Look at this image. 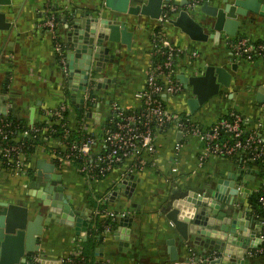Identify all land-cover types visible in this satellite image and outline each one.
Wrapping results in <instances>:
<instances>
[{
  "label": "crops",
  "instance_id": "1",
  "mask_svg": "<svg viewBox=\"0 0 264 264\" xmlns=\"http://www.w3.org/2000/svg\"><path fill=\"white\" fill-rule=\"evenodd\" d=\"M211 1L220 7L226 4L225 0ZM103 3L104 0H11V4L3 6L5 19L0 25L6 28L0 29V94L6 96V114L0 115L1 118H14L32 128L46 121L47 110L67 102V121L72 129L77 128L79 108L72 102L71 96L69 99L71 92L66 94V76L55 50L53 35L41 23L47 18L49 11L58 13L59 38L67 39L68 18L82 16L85 12L96 13L103 9ZM198 10L196 9L194 16L204 19L205 15ZM104 13L111 15V11L105 9ZM132 25L135 30L132 48L128 50L125 45H120L114 62L106 64L102 74L115 78L116 81L110 83L107 89L93 93L96 98L91 105L93 111L105 117L110 112L112 101L127 109L139 106L135 94L145 87L146 73L153 60V34L156 27H160L171 42L189 51H198L196 57L183 55L178 73L190 76L208 64H215L227 67L233 74L231 86L222 87L220 95L209 100L193 114L192 119L207 128L229 110H236L244 116L247 128L255 127L260 121V133L264 138V104L256 97L257 87L264 79V58L250 61L236 57L231 53L229 45V42L241 36L250 37L254 44L264 41V17L258 16L254 22L248 23L245 32L235 37L222 35L218 43L213 39L207 42L193 41L172 24L162 26L159 21H152L147 17H142L141 22ZM234 63L238 64L237 71L232 69ZM76 94L80 96V92ZM188 96L189 92L183 91L164 99L172 111L190 113L186 102ZM178 133L176 128L170 127L157 136L160 161L156 168L147 169L138 176L140 181L132 195L121 192L113 194L119 190L118 185L114 184L118 179L117 171L99 180L88 181L68 164L56 166L54 174H62L66 193L72 196L75 208H85L93 213L97 208L106 209L114 215V221L124 213L133 217L128 244H120L122 240L115 238V227L104 230L102 239L94 249L95 263L172 264L167 241L175 238L181 257L184 255V247L179 234L166 217L171 201L188 190L206 194L214 180L226 177L244 166L256 167L251 163L237 165L232 160L221 157L210 158L199 167L200 142L195 137H189L182 140L183 146L176 150ZM23 158L27 164L25 174L8 170L3 167L0 159V201L18 206L37 205L42 201L38 193H43L40 182L33 181L37 161L46 159L47 162L54 163L53 157L48 145L40 143L32 155L24 154ZM173 167L178 168L176 173L172 172ZM254 176L255 179L247 185L251 193L241 199L242 204L248 207L241 217L242 225L244 227L249 219L247 227L251 230L258 226V221L254 216L255 206L250 197L262 185V178L257 173ZM107 193H111L109 200L99 203ZM96 219L98 227L103 226L102 216L98 215ZM79 241H84V238L77 236L74 228L59 223L46 224L39 240L38 256L65 262L78 249ZM245 264H264V259L248 257Z\"/></svg>",
  "mask_w": 264,
  "mask_h": 264
},
{
  "label": "water",
  "instance_id": "2",
  "mask_svg": "<svg viewBox=\"0 0 264 264\" xmlns=\"http://www.w3.org/2000/svg\"><path fill=\"white\" fill-rule=\"evenodd\" d=\"M172 2L177 0H104L102 10L68 18L67 39L61 38L67 71L62 69L65 79L75 91L70 94L71 100L80 112L83 111L84 99L76 92L86 88L89 75L92 73L99 78L96 90L107 89L110 83L115 82V78L102 72L107 63L114 62L120 45L131 50L135 35L132 24L141 22L142 17L158 20ZM190 2L181 0L182 8L173 15L170 24L196 42L213 39L218 43L222 35L235 37L245 32L248 23L254 22L258 16L264 17V0H225L226 4L222 7L214 5L211 0H204L189 8ZM9 4L11 0H0V22L5 19L3 6ZM104 9L111 11V15H105ZM196 9L205 15L204 19L194 16ZM1 28L6 26L0 25ZM237 67L236 63L232 65L234 71H237ZM177 78L183 83L184 91L189 92L186 102L193 115L211 98L220 95L222 87L231 86L233 74L225 66L208 64L190 76L178 73ZM256 97L264 104V79L257 87ZM5 99L6 96L0 94V115L4 116ZM87 115L99 123V112L90 111ZM181 136L179 132L177 141ZM36 167L33 181L38 180L42 186L43 193H38L41 202L18 206L0 201V264H67L38 256L39 240L46 224L59 223L72 227L84 241L94 229H98L99 223L95 222L98 215L85 208L74 207L72 196L66 193L62 174H54L56 165L46 159H38ZM254 172L253 168L246 171L240 168L214 180L206 194L188 190L171 201L166 217L173 224L184 247L181 257L175 238L167 241L172 264L246 263V253L258 245L260 231L259 223L251 230L247 227L250 221L247 217L244 227L241 221L244 211L248 210L241 199L251 193L247 185L255 179ZM138 181V176L132 177L131 181L118 185V192L113 194L121 192L132 195ZM113 222L115 238L122 240L120 244H128L133 217L124 213Z\"/></svg>",
  "mask_w": 264,
  "mask_h": 264
},
{
  "label": "built area",
  "instance_id": "3",
  "mask_svg": "<svg viewBox=\"0 0 264 264\" xmlns=\"http://www.w3.org/2000/svg\"><path fill=\"white\" fill-rule=\"evenodd\" d=\"M188 7H193L202 0H190ZM180 2H172L167 5L162 16L157 20L164 26L170 23L174 14L181 10ZM59 21L53 11H49L41 26L49 29L55 42V50L59 55L61 67L67 71V63L64 55L63 42L58 33ZM160 31L154 32L153 56L155 59L150 64L145 81V87L135 95L139 100V106L135 109H127L116 101L110 103V112L100 118L99 123L94 118L88 117L87 113L93 111L91 103L96 99L99 83L98 76L90 74L86 88L79 90L84 99L83 114L78 119L76 129H72L67 121L66 114L68 103L63 102L58 107L46 111L47 126L40 128L32 127L31 130L41 131L43 141L48 145L54 164L57 167L68 164L79 171L88 181H95L117 171L118 179L115 185L131 181L132 177L139 176L147 169L156 168L160 155L158 152L157 136L174 127L182 133L181 141L176 143V150L183 146L184 139L195 137L201 146L198 153V165L202 167L210 158H233L238 157L242 163L254 164L264 161V138L260 133L262 123L259 121L255 127L247 128L242 113L229 110L211 126L205 128L198 125L190 113L172 111L167 106L165 99L174 97L184 90L183 83L177 78L180 59L189 54L192 57L198 55V51H189L183 46L170 41ZM232 54L246 60L264 58V41L252 43L250 37L243 36L229 42ZM66 90L71 93V84L65 79ZM93 119V122H90ZM58 126V127H57ZM12 123L0 117V158L10 166L12 171L25 174L27 167L23 143L11 144L13 134ZM74 132V133H73ZM25 130L21 135H27ZM253 168L259 173L257 167L244 166L245 171ZM177 167L172 168L176 173ZM243 186V184L241 185ZM255 209L260 231L258 233V245L249 249L248 257L259 254L264 255V177L260 187ZM111 193L101 197L99 203L109 200ZM94 214L101 215L104 230H110L111 226L105 221L114 215L106 209L97 208ZM107 219V220H106ZM81 254V245L65 261L67 264H83L76 261L75 256ZM74 256V258H73Z\"/></svg>",
  "mask_w": 264,
  "mask_h": 264
},
{
  "label": "trees",
  "instance_id": "4",
  "mask_svg": "<svg viewBox=\"0 0 264 264\" xmlns=\"http://www.w3.org/2000/svg\"><path fill=\"white\" fill-rule=\"evenodd\" d=\"M55 14H56V17L59 21V14L58 13H55ZM155 30L157 32V31H160L161 28L156 27ZM241 37H243V36H241ZM153 59H155V56H153ZM66 94L67 95L70 94V91L68 89L66 90ZM69 99H70V95H69ZM91 105H92V103H91ZM183 113H185V112H183ZM82 114H83V112L79 111V117ZM224 115H226V113L223 114L222 116H224ZM191 117H192V115H191ZM6 120L12 123V130L14 131L13 134L11 135V139H10L11 144H17L18 142L23 143L21 150L26 156L32 155L35 152L37 145L40 143H44V141L42 140L44 137V135L42 134V130L37 131V132L34 130H31V128L24 126L22 122L14 119V118H6ZM197 124L199 125V123H197ZM45 126H47L46 122L41 123V124H37L34 127L42 129ZM25 130H27L29 133L27 135H21V133L24 132ZM16 139H18L17 140L18 142L16 141ZM0 159H1V162L3 163V167H5L9 170L10 166L7 165L5 163V161H3L2 158H0ZM225 159H230L234 163H236L237 165H240V163L243 164L242 161H240V159L238 157L237 158L236 157L225 158ZM252 165H255L259 169L258 176L263 178L264 177V161L256 162ZM258 195H259V191L253 193L250 197V201L255 206V209H258V203H257ZM107 222L112 227H114L115 222H112L111 219H108ZM103 232H104L103 226H99L97 230H94L89 235V237L86 241H79V244L81 245V254L79 256H75V259L77 262L82 261L83 264H103V263H95L93 261L94 249L97 246V244L99 243V241L102 239ZM257 257H261L264 259L263 254L257 255ZM73 258H74V256H73Z\"/></svg>",
  "mask_w": 264,
  "mask_h": 264
},
{
  "label": "rangeland",
  "instance_id": "5",
  "mask_svg": "<svg viewBox=\"0 0 264 264\" xmlns=\"http://www.w3.org/2000/svg\"><path fill=\"white\" fill-rule=\"evenodd\" d=\"M211 99H212V98H211ZM211 99H210V100H211ZM193 117H194V115L192 116V118H193Z\"/></svg>",
  "mask_w": 264,
  "mask_h": 264
},
{
  "label": "flooded vegetation",
  "instance_id": "6",
  "mask_svg": "<svg viewBox=\"0 0 264 264\" xmlns=\"http://www.w3.org/2000/svg\"><path fill=\"white\" fill-rule=\"evenodd\" d=\"M184 91V90H183Z\"/></svg>",
  "mask_w": 264,
  "mask_h": 264
}]
</instances>
